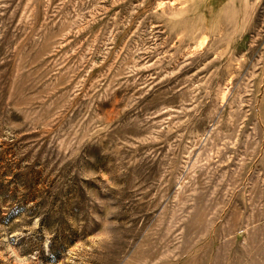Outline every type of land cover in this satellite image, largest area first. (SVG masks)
I'll use <instances>...</instances> for the list:
<instances>
[{
	"label": "rangeland",
	"instance_id": "1",
	"mask_svg": "<svg viewBox=\"0 0 264 264\" xmlns=\"http://www.w3.org/2000/svg\"><path fill=\"white\" fill-rule=\"evenodd\" d=\"M0 264H264V0H0Z\"/></svg>",
	"mask_w": 264,
	"mask_h": 264
}]
</instances>
